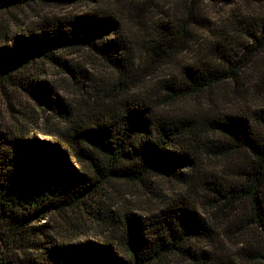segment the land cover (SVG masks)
I'll return each mask as SVG.
<instances>
[{"label":"trees","instance_id":"1","mask_svg":"<svg viewBox=\"0 0 264 264\" xmlns=\"http://www.w3.org/2000/svg\"><path fill=\"white\" fill-rule=\"evenodd\" d=\"M74 1L91 0H0L1 99L3 94L9 99L10 91L20 92L33 108L43 112L46 107L63 124L57 137L40 141L21 128L4 127L0 105V264H157L169 255L191 256V241L210 237L209 225L183 197L143 218L113 213L102 191L113 180L149 184L151 177L162 176L184 188L212 192L228 206L246 199L251 219L264 236V109L173 115L145 94L132 93L195 42L200 17L194 5L171 24L155 28L141 56L133 53L122 22L104 10L43 18L19 32L12 30L15 11L24 6ZM144 2L151 7L154 0ZM136 8H141L139 3ZM258 32L253 38L263 47L264 22ZM252 46H245L251 54ZM62 49L88 50L115 72V92L107 93L108 103L96 113L72 115L43 78V66H59L90 96L100 98V89L81 69L59 56ZM251 58L220 52L221 63H181L178 77L159 84L162 104L237 79ZM26 114L30 127L39 130ZM203 133L224 139L222 153H248L237 180L220 181L203 173L197 149ZM83 217L109 231L119 230L118 242L76 240ZM55 221H66L70 235L60 236ZM255 261L264 264V246ZM211 263L233 264L221 258Z\"/></svg>","mask_w":264,"mask_h":264},{"label":"rangeland","instance_id":"2","mask_svg":"<svg viewBox=\"0 0 264 264\" xmlns=\"http://www.w3.org/2000/svg\"><path fill=\"white\" fill-rule=\"evenodd\" d=\"M138 3L141 7L139 9L136 8ZM191 4L200 17L195 24V42L177 61L160 67L143 84L135 87L132 93L145 94L153 103L173 115L264 109V46H259L253 38L254 34H259L258 28L264 22V0H154L151 7L144 0L32 3L15 11L16 24L12 30L19 32L43 18L52 19L80 15L91 10H104L122 22L124 34L130 40L133 53L141 56L154 29L160 24H171L185 15ZM246 44H253L252 54L246 50ZM220 52L228 57L236 58L245 54L252 58L237 79H225L185 99L162 104L165 101L160 95L159 84L178 77L181 63H200L205 59L221 63ZM59 56L73 67L78 66L100 89V98L90 96L75 81L77 78L61 71V67L43 66L46 71L43 78L54 86L57 99L61 100L65 109L72 115L85 117L104 108L103 104L108 103L107 93L115 92V72L101 58L85 49H62ZM13 94L9 92V99L4 94L3 100L0 97L4 127L13 131L21 128L24 134L35 135L40 141H49L63 131L60 119L55 118V114L47 111L46 107L42 112L33 108L31 101L20 92ZM26 113L31 115L30 118L39 130L30 127ZM200 139L202 142L198 143L197 149L199 148L198 156L203 173L217 176L220 181L237 180L248 153H222L224 139L213 133H203ZM102 191L105 204L113 213H132L142 218L158 212L161 207L164 208L167 201L187 198L192 208L209 225L210 237L207 241H191L193 243L190 245L195 250L191 256L169 255L157 264H215L211 260L216 258L229 260L233 264H258L255 258L262 251L264 236L251 219L250 203L246 199H236L228 206L222 197L212 192L206 194L199 187L184 188L177 181L162 176L151 177L149 184L113 180L106 183ZM79 220L83 230L82 234L76 233V240L83 238L100 241L111 238L113 242H118L119 230L109 231L101 223L84 220V217ZM57 223L54 222L55 225ZM57 226L60 236L70 235L66 230L69 229L66 221H61ZM201 251L205 253L201 254ZM206 255L209 257L204 259Z\"/></svg>","mask_w":264,"mask_h":264}]
</instances>
